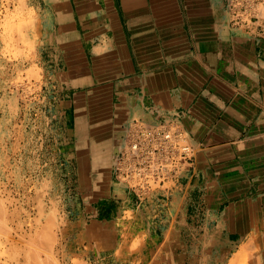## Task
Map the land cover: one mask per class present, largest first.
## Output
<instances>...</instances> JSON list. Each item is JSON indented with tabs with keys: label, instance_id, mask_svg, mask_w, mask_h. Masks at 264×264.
<instances>
[{
	"label": "crops",
	"instance_id": "0c3cea01",
	"mask_svg": "<svg viewBox=\"0 0 264 264\" xmlns=\"http://www.w3.org/2000/svg\"><path fill=\"white\" fill-rule=\"evenodd\" d=\"M46 3L42 62L76 157L80 214L101 221L122 204L140 208L112 170L125 128L177 118L198 148L194 167L150 211L180 214L197 264L237 253L264 264V36L232 28L226 0Z\"/></svg>",
	"mask_w": 264,
	"mask_h": 264
},
{
	"label": "rangeland",
	"instance_id": "374dc122",
	"mask_svg": "<svg viewBox=\"0 0 264 264\" xmlns=\"http://www.w3.org/2000/svg\"><path fill=\"white\" fill-rule=\"evenodd\" d=\"M52 27L46 0H0V264H197L180 214L150 211L168 199L122 204L107 220L80 214L76 157L42 62ZM237 255L231 264L247 262Z\"/></svg>",
	"mask_w": 264,
	"mask_h": 264
},
{
	"label": "built area",
	"instance_id": "2783aa9c",
	"mask_svg": "<svg viewBox=\"0 0 264 264\" xmlns=\"http://www.w3.org/2000/svg\"><path fill=\"white\" fill-rule=\"evenodd\" d=\"M231 26L264 36V0H226ZM198 148L177 118L132 120L112 164L113 174L138 202L169 199L194 167Z\"/></svg>",
	"mask_w": 264,
	"mask_h": 264
},
{
	"label": "bare ground",
	"instance_id": "6f19581e",
	"mask_svg": "<svg viewBox=\"0 0 264 264\" xmlns=\"http://www.w3.org/2000/svg\"><path fill=\"white\" fill-rule=\"evenodd\" d=\"M98 49H99V48H98ZM98 49H97V50H98ZM95 52H96V51H95ZM236 256H238V255H236ZM171 259H172V258H171ZM235 259L237 260V258H235ZM234 261H235V260H234ZM172 263H173V262H172ZM170 264H171V263H170Z\"/></svg>",
	"mask_w": 264,
	"mask_h": 264
},
{
	"label": "clouds",
	"instance_id": "9594fccd",
	"mask_svg": "<svg viewBox=\"0 0 264 264\" xmlns=\"http://www.w3.org/2000/svg\"><path fill=\"white\" fill-rule=\"evenodd\" d=\"M20 2H21V3H23V2H24V0H20Z\"/></svg>",
	"mask_w": 264,
	"mask_h": 264
}]
</instances>
